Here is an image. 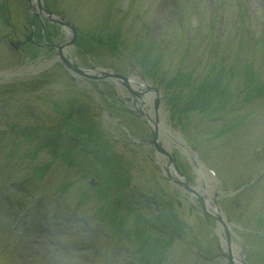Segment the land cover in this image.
<instances>
[{
  "label": "rangeland",
  "instance_id": "obj_1",
  "mask_svg": "<svg viewBox=\"0 0 264 264\" xmlns=\"http://www.w3.org/2000/svg\"><path fill=\"white\" fill-rule=\"evenodd\" d=\"M44 4L77 27L65 55L130 75L141 97L132 76L159 86L171 124L237 191L208 173L200 179L190 153L162 135L186 175L176 177L194 192L168 181L165 167L175 166L164 152L160 162L140 97L133 104L112 77L73 81L49 47L65 44L71 30L28 0H0V70L29 62L23 73L0 75V264H137L134 256L143 264H231L206 198L225 209L237 256L264 264V0ZM126 191L156 195L161 205L136 211Z\"/></svg>",
  "mask_w": 264,
  "mask_h": 264
},
{
  "label": "bare ground",
  "instance_id": "obj_2",
  "mask_svg": "<svg viewBox=\"0 0 264 264\" xmlns=\"http://www.w3.org/2000/svg\"><path fill=\"white\" fill-rule=\"evenodd\" d=\"M67 31V33H68V30H66ZM66 55H68V54H66ZM28 64H29V62H28ZM27 67V66H26ZM25 66L24 67H22V68H20V69H18V72L16 73V74H18V73H23L24 71H26V69H28V68H26ZM99 71V70H98ZM11 74H15V73H9L7 76H9V75H11ZM132 84L136 87V89H141V91H143L145 94H143V97L142 98H144V100L147 102V107L146 108H148V110H149V112L150 113H152V115H151V117H152V120H153V117L154 118H156V113L158 112V110H155V111H157L156 113H154L155 111H154V109H153V99H154V97H155V93L150 89V88H148L143 82H142V80L139 78V77H136V76H132ZM138 82H139V84H138ZM159 113V132H161V137H162V135H164L165 137H166V139H167V142H172V143H175L176 142V144H178L180 147H182L183 148V151L185 152H187L188 154L190 153L189 151H187V149L184 147V145H183V143L181 144L180 142H179V139H178V135L176 134V132H174L172 129H170L164 122H163V119H162V116H161V112L159 111L158 112ZM178 139V141L176 140V138ZM173 138V139H172ZM173 140H174V142H173ZM166 141V140H165ZM167 150L169 151L170 150V146H167ZM158 158H159V160H160V162H163L164 164H165V158H164V155L163 154H159L158 155ZM199 170V169H198ZM199 172L201 173L200 175H199V178L200 179H202V180H204V178H206L205 177V174H204V172H203V170H199ZM204 181H206V180H204ZM208 193H210V191H208ZM206 200L208 201V206L212 209V211L214 212V213H217V214H219L220 215V217H221V221L219 222V224H218V226H217V229H218V231H219V234H220V239L222 240V245H223V247H224V249H226L227 248V246H226V239H225V226L226 225H228L229 224V222H228V220L226 219V217L224 216V214H223V212L221 211V209H219L218 208V206H217V204L215 203V200L214 199H212V198H206ZM221 212H222V214H221ZM236 245H237V247H236ZM233 244V250H234V252L236 253V256H237V252L239 251V248H238V244ZM236 249V250H235ZM237 251V252H236Z\"/></svg>",
  "mask_w": 264,
  "mask_h": 264
},
{
  "label": "water",
  "instance_id": "obj_3",
  "mask_svg": "<svg viewBox=\"0 0 264 264\" xmlns=\"http://www.w3.org/2000/svg\"><path fill=\"white\" fill-rule=\"evenodd\" d=\"M38 2H39V6H41V0H38ZM59 21V20H58ZM60 23L61 24H64V22H62V21H60ZM73 40H74V38H72L70 41H69V43H72L73 42ZM59 48H60V46H59ZM62 58H64L65 59V64L67 65V66H69V67H72L75 71H79V72H81V73H84V74H86L87 76L89 75V76H94V77H98V76H95V75H91V74H89V73H86L85 71H84V69L83 68H81V67H77V66H74V65H72L71 64V62L68 60V58L66 59L65 57H62ZM103 74L105 75V76H108V75H112V76H116V77H118V76H120V77H122L124 80H128V78L126 77V76H123V75H120V74H117V73H115V72H113V71H111V70H109L108 72H106V71H103ZM133 92V94H138L139 95V93H137V92H135V91H132ZM159 98V97H158ZM158 98H156V101H155V103H156V107L158 106ZM153 133H154V136H155V139H154V141L156 140V138H157V136H158V133H157V131L156 130H153ZM158 148H159V146H158ZM160 150H163V149H161L160 148ZM171 160H173V158L171 157ZM181 174V173H180ZM145 197L147 198V199H149V200H152L153 202L155 201V199H153L152 197H150V196H148V195H145ZM227 238H228V243L230 244L231 243V238H230V235L228 234L227 235ZM228 258H230V261L232 262V264H237L236 262H235V260H234V258H233V256H232V253H231V251H230V253L228 254ZM243 263L244 264H249L248 263V260H244L243 261Z\"/></svg>",
  "mask_w": 264,
  "mask_h": 264
}]
</instances>
